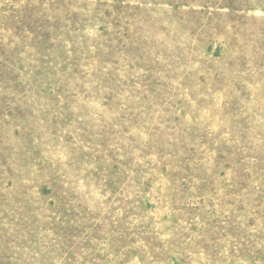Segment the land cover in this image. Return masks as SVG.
<instances>
[{"label": "rangeland", "instance_id": "rangeland-1", "mask_svg": "<svg viewBox=\"0 0 264 264\" xmlns=\"http://www.w3.org/2000/svg\"><path fill=\"white\" fill-rule=\"evenodd\" d=\"M0 264H264V0H0Z\"/></svg>", "mask_w": 264, "mask_h": 264}]
</instances>
